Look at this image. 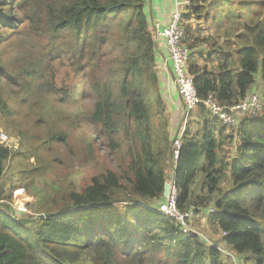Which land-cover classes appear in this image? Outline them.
Returning <instances> with one entry per match:
<instances>
[{"label": "trees", "instance_id": "1", "mask_svg": "<svg viewBox=\"0 0 264 264\" xmlns=\"http://www.w3.org/2000/svg\"><path fill=\"white\" fill-rule=\"evenodd\" d=\"M182 13L188 72L201 100L213 95L232 106L258 85L264 89V0H190ZM198 19L203 29L195 28ZM155 22L148 0H0V45L12 50L9 63L0 55V114L22 143L15 151L0 145V264H222L221 245L247 264H264V90L261 114L240 117L234 127L203 103L187 121L176 162L177 208L194 213L188 222L207 213L220 237L210 243L155 210L165 199L174 138L166 123L156 131L152 122L162 107L158 45L167 41ZM225 26H239L238 46L207 49L209 69L197 59L206 57L199 47L216 41L213 27L220 35ZM10 36L16 39L8 42ZM56 59L86 79L87 137L59 126L65 120L57 108L70 103L78 85L49 73ZM228 140H236L234 151L224 148ZM70 154H79L85 169L81 185L58 162H74ZM22 157L36 160L20 172L25 186L8 185L6 171ZM52 172L69 175L67 185H36ZM19 188L33 189L31 215L12 208Z\"/></svg>", "mask_w": 264, "mask_h": 264}, {"label": "rangeland", "instance_id": "2", "mask_svg": "<svg viewBox=\"0 0 264 264\" xmlns=\"http://www.w3.org/2000/svg\"><path fill=\"white\" fill-rule=\"evenodd\" d=\"M195 28H204V22H201V20H197L195 21ZM215 31H217V29H215L214 27L211 29V33L215 34L216 37V41H211L210 43H202L199 47L200 51H203L202 53H204V56H199L200 55V51L197 54V59L200 61V63H202V65H206L209 69H213V65L210 61H208V50H214L215 48H220V50H231L232 48H235L236 46H238L237 41L234 37V34L236 32H240V28L239 26L237 28H234L233 30H228V26L223 27V29L220 32V35H217L215 33ZM227 32L229 33L227 35ZM207 32H204L202 36L206 35ZM209 35H206L205 37H208ZM16 39V37L14 36H10L8 39L9 41H12ZM236 41V42H235ZM215 42V43H214ZM229 42L232 44L228 47L226 46V44L228 45ZM234 42V43H233ZM212 44V45H211ZM222 45H224L225 47H221ZM6 43L5 44H1L0 45V55L1 58L6 61L7 63H9V57L12 54V50L8 49L6 47ZM190 50V49H189ZM191 53H193L191 51ZM217 56V55H216ZM196 58V57H195ZM52 69L49 71V73L51 72H55L57 74V77L60 81H64L66 84H68V86H70L72 88L73 84H77L78 86L76 87V96L72 97L70 99V103L69 104H65V105H61L57 108V114L62 113L65 122L62 125H59L60 127H62L64 130H66L68 133L72 134V136L75 137H87L90 134V131L92 130V124L89 123V121L87 120L86 115H89L90 112V107L92 105V100L91 98L88 96V91H87V85H86V79L84 78L83 74H81L79 77H74V75L71 72V66H70V62L67 60H60V59H56L52 62ZM158 79V78H157ZM159 82V81H158ZM260 83V82H259ZM261 84V83H260ZM258 90L260 92H258ZM264 89H262L260 87V85H258V89L257 91H255V93H258L261 95V92ZM81 91H83L85 93V97L83 98L81 95ZM254 93V91L252 92ZM251 94V93H250ZM165 103L162 97V107L161 111H155V115L153 116L152 122H153V127L156 131L162 130L163 129V125L166 123L167 124V130H168V120L166 119L165 115ZM55 114L51 115V117H56ZM190 119V117L188 118V120ZM187 120V121H188ZM9 125V126H6ZM55 128V127H54ZM169 131V130H168ZM2 134H6L10 139H14V142H4L2 141ZM94 134V133H93ZM9 139V141H10ZM0 145H3L4 147H8L9 149L15 151V150H19L21 148V136L16 135V133L12 130V128L10 127V124L7 123V121L2 117V115L0 114ZM226 145H231L232 146V151L235 150V143L233 142H229V140L225 143L224 148H226V150H228ZM97 148H99V151L102 155H107L108 152L106 149H104L101 145H99V143L96 145ZM231 150V149H230ZM234 153V152H232ZM97 154V153H96ZM66 157L68 156L67 154L65 155ZM73 161L67 159L66 157H60V159L58 160V162H60L62 164V167H68L72 172V174L70 175L78 185H81L80 183H83L86 178L84 175V167L82 169V163H81V159H79V154H70ZM69 157V156H68ZM23 158V157H22ZM109 161H110V157H108ZM21 163H19L17 166L12 167V168H8L6 171V175H7V183L8 185H10L11 183H16V184H20L22 186H25V181L20 180V176H21V171L23 169L26 168L28 163H35L36 160L34 157L30 158L29 161L24 157L23 159H21ZM18 162V161H17ZM74 166H79V169H74ZM60 170H63L62 168H60ZM172 172V165H170L169 168V175ZM69 175L64 176V177H59L56 175L55 172H52L50 174H48L45 178L43 177H38L36 179V185L39 187H43L45 181L47 180L49 182L55 180L52 183H57V184H63L64 186L67 185L68 183V178ZM171 178V176H170ZM169 178V179H170ZM170 180L167 181V183H169ZM224 187L228 188L229 184L226 183L224 185ZM21 192L24 197H25V202L22 203L20 202V200L18 199V195L19 192ZM31 192H33V189L30 188V191L24 188H19L16 189L13 192V197L11 200V205L12 208H14L15 210L19 211V212H24L28 215H31L30 210L28 208V204L36 202V198H34L35 196L31 194ZM31 194V195H30ZM207 214V213H205ZM204 214V216L200 215V218L198 219H194L192 222H190V226L191 229L197 231L202 237L206 238L209 240L210 243H213V240L218 239L220 237V234L215 231L212 227H210V225L208 224V217H206ZM197 218V217H196ZM223 248L222 250L224 251L223 253V260H222V264H247L244 260V256H232L233 255V250L228 248L227 246L225 247L224 245H221ZM225 247V248H224Z\"/></svg>", "mask_w": 264, "mask_h": 264}, {"label": "built area", "instance_id": "3", "mask_svg": "<svg viewBox=\"0 0 264 264\" xmlns=\"http://www.w3.org/2000/svg\"><path fill=\"white\" fill-rule=\"evenodd\" d=\"M190 0L179 1L175 0L174 7L171 12L170 22L167 27L160 29V21L155 22L157 27V34L165 36L167 41V48L172 62L175 82L178 86V90L182 101L184 102V117L179 132L174 135V139L171 143V165L172 172L170 173V189L169 195L165 196L155 210L164 215L172 216L182 223L184 231H195L191 229L190 219L194 217L192 211L182 213L177 208L178 191L175 183L176 162L180 155V150L187 128V120L190 117L191 112L200 104L206 105L207 110L213 117L218 118L227 127H234L237 123V119L240 117H256L261 114L263 110V100L258 93L250 94L246 99L242 100L238 104L232 106L220 105L213 96H210L207 100L203 101L199 98L197 90L194 86V78L188 72V60L190 56V50L185 43L186 31L182 25L181 20L183 17L182 5L189 4ZM6 134H2V141L14 142V139H10ZM187 218L190 220L186 221ZM188 222V223H187Z\"/></svg>", "mask_w": 264, "mask_h": 264}, {"label": "crops", "instance_id": "4", "mask_svg": "<svg viewBox=\"0 0 264 264\" xmlns=\"http://www.w3.org/2000/svg\"><path fill=\"white\" fill-rule=\"evenodd\" d=\"M186 1V0H179ZM175 0H148V6L153 15V21H160L163 27L170 22L171 12ZM183 6V5H182ZM186 6V5H185ZM158 64L156 75L159 81V89L165 103V115L168 120L170 137L176 135L181 127L184 117V102L180 96L178 86L175 82L172 62L169 56L165 39L159 40ZM238 121L240 118L237 119ZM236 140H234V143ZM230 150L231 146H227ZM233 158V155H230ZM200 218L197 216L196 219Z\"/></svg>", "mask_w": 264, "mask_h": 264}, {"label": "water", "instance_id": "5", "mask_svg": "<svg viewBox=\"0 0 264 264\" xmlns=\"http://www.w3.org/2000/svg\"><path fill=\"white\" fill-rule=\"evenodd\" d=\"M169 189H170V183H166L164 188V196L169 195ZM215 245H217V242H215Z\"/></svg>", "mask_w": 264, "mask_h": 264}, {"label": "bare ground", "instance_id": "6", "mask_svg": "<svg viewBox=\"0 0 264 264\" xmlns=\"http://www.w3.org/2000/svg\"><path fill=\"white\" fill-rule=\"evenodd\" d=\"M210 96H213V95H210ZM210 96L208 97V98H210ZM207 98V99H208ZM206 99V100H207ZM174 139V138H173ZM167 183V182H166ZM19 192V191H18ZM18 199L20 200V202H22V203H24L25 202V197H24V195L21 193V192H19V195H18Z\"/></svg>", "mask_w": 264, "mask_h": 264}, {"label": "clouds", "instance_id": "7", "mask_svg": "<svg viewBox=\"0 0 264 264\" xmlns=\"http://www.w3.org/2000/svg\"><path fill=\"white\" fill-rule=\"evenodd\" d=\"M252 94V93H251ZM260 95V94H259ZM261 96V95H260Z\"/></svg>", "mask_w": 264, "mask_h": 264}]
</instances>
